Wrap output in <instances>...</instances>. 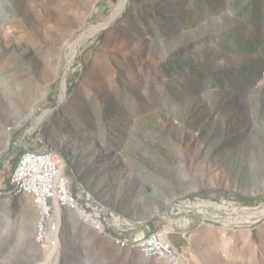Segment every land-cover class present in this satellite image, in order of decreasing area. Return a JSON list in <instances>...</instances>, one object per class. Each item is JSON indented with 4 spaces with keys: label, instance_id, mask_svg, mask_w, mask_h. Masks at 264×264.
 I'll list each match as a JSON object with an SVG mask.
<instances>
[{
    "label": "rangeland",
    "instance_id": "obj_1",
    "mask_svg": "<svg viewBox=\"0 0 264 264\" xmlns=\"http://www.w3.org/2000/svg\"><path fill=\"white\" fill-rule=\"evenodd\" d=\"M118 3L0 0V264L47 258L34 199L5 189L37 142L105 212L101 233L63 210L51 264H181L115 223L168 230L186 264H264V0H129L111 20ZM197 201L235 212L174 209Z\"/></svg>",
    "mask_w": 264,
    "mask_h": 264
},
{
    "label": "built area",
    "instance_id": "obj_2",
    "mask_svg": "<svg viewBox=\"0 0 264 264\" xmlns=\"http://www.w3.org/2000/svg\"><path fill=\"white\" fill-rule=\"evenodd\" d=\"M21 178H29V183L43 185L45 194L44 209H49V219L44 226H48L47 258L41 264H51L54 256L60 248L56 244L55 226L58 223L59 207H64L65 202H79L81 207L88 214V217H95V223L104 225L105 212L96 214L91 208H84L82 194L75 191L73 183L67 176V171L63 168L58 157L52 152L42 148L37 142L35 148H27L20 156L19 161L10 176V184L14 187L15 181ZM113 230L120 235L121 240H134L130 230L125 225L117 224ZM171 233L165 230L152 231L139 243L150 244L152 247H163L164 253H170L171 262H189V256L184 254V244L177 246L174 244Z\"/></svg>",
    "mask_w": 264,
    "mask_h": 264
},
{
    "label": "bare ground",
    "instance_id": "obj_3",
    "mask_svg": "<svg viewBox=\"0 0 264 264\" xmlns=\"http://www.w3.org/2000/svg\"><path fill=\"white\" fill-rule=\"evenodd\" d=\"M23 1L30 2V0H23ZM128 1L129 0H119L118 6L116 7V9L114 11V14H113L111 20L116 19L124 11ZM43 148L47 151L52 152L54 156L58 157V159L61 161L63 168L66 171L68 169L70 170V167L68 164V157L66 155V152L62 148L60 149V148H54V147H50V146H43ZM67 173H68V171H67ZM10 194L16 195V196L21 195V194H26V195L31 196L34 199V202H35V205H36V208L38 211L37 220H36V224H35L36 239H37L38 243L46 251L47 250V242H48V226H44V225L46 223V220L49 219V209H44L45 194H44L43 185H35V191H33V183H29V178H21L19 181H15L14 187L11 189ZM0 196H2V192H0ZM89 206L91 207L92 210H94L96 212V214L100 213V211L98 209H96V208L93 209L94 207H97L95 204L92 203V205H89ZM65 209L75 210L81 217L90 220L89 221L90 225L97 227V228L102 227L100 229L101 233L105 231L103 225L95 223V217H88V214L85 213L83 208L80 206L79 202H65L64 207H59L58 223L55 226V236H56L57 246L59 243V233H60V228L62 225V212ZM174 209H177L180 211H194L204 218H211V219L219 218V217H221V218L225 217L226 218V216L228 218L229 215H231L232 213L235 212V210H233V209L228 210L227 207H223L221 205L213 204V203H209V202H205V201H197L195 203L186 202L184 204L178 205ZM114 220L119 223L120 217H116V219H114ZM224 220H226V219H224ZM252 223H254V222H252ZM166 233H169V231L166 230ZM112 238L118 244L126 245V246L131 247V248H140L147 255H149L151 257L159 258L161 260L171 261L170 253H164L163 247H152L150 244L139 243V242H135L134 240H121L119 235H113Z\"/></svg>",
    "mask_w": 264,
    "mask_h": 264
},
{
    "label": "crops",
    "instance_id": "obj_4",
    "mask_svg": "<svg viewBox=\"0 0 264 264\" xmlns=\"http://www.w3.org/2000/svg\"><path fill=\"white\" fill-rule=\"evenodd\" d=\"M184 224H188V226L184 227V228H188V227H191L193 225V220L191 219H188V218H185L184 219ZM195 221V220H194ZM190 224V226H189ZM153 230H144L140 233V234H132V237L134 240H142L144 237H146L150 232H152Z\"/></svg>",
    "mask_w": 264,
    "mask_h": 264
},
{
    "label": "trees",
    "instance_id": "obj_5",
    "mask_svg": "<svg viewBox=\"0 0 264 264\" xmlns=\"http://www.w3.org/2000/svg\"><path fill=\"white\" fill-rule=\"evenodd\" d=\"M43 148V147H42ZM19 158L15 159V160H11L10 164L12 165V172L14 171V169L16 168L17 164H18ZM12 174V173H11ZM7 188H5L6 190H11L12 186L10 184V179L7 181ZM135 242H138L136 240H134Z\"/></svg>",
    "mask_w": 264,
    "mask_h": 264
},
{
    "label": "water",
    "instance_id": "obj_6",
    "mask_svg": "<svg viewBox=\"0 0 264 264\" xmlns=\"http://www.w3.org/2000/svg\"><path fill=\"white\" fill-rule=\"evenodd\" d=\"M200 217H201V216H200ZM201 218L204 219V220H206V221H207V220H211V219H206V218H203V217H201ZM215 222H217V221H215Z\"/></svg>",
    "mask_w": 264,
    "mask_h": 264
}]
</instances>
